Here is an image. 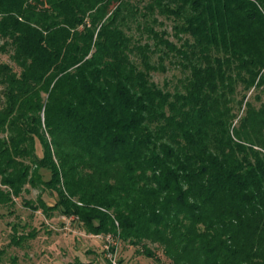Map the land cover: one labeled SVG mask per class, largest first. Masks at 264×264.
<instances>
[{
    "label": "trees",
    "instance_id": "obj_1",
    "mask_svg": "<svg viewBox=\"0 0 264 264\" xmlns=\"http://www.w3.org/2000/svg\"><path fill=\"white\" fill-rule=\"evenodd\" d=\"M0 175L146 257L264 264V0H0Z\"/></svg>",
    "mask_w": 264,
    "mask_h": 264
},
{
    "label": "rangeland",
    "instance_id": "obj_2",
    "mask_svg": "<svg viewBox=\"0 0 264 264\" xmlns=\"http://www.w3.org/2000/svg\"><path fill=\"white\" fill-rule=\"evenodd\" d=\"M174 73L179 74V71L170 69L155 73L154 79L162 85L167 79H173ZM38 151L42 153L40 145ZM2 187L7 189L4 185ZM40 193V190L27 185L20 197L13 196V203L0 207V250L5 251L6 263L75 264L91 261L92 264H108L105 252L107 236L86 232L77 220L62 216L58 211L47 217L42 209L32 210L25 205L26 200L37 203ZM42 195L45 200L54 203L47 192ZM34 229L35 236H28ZM15 235H27V238L17 244ZM113 240L117 264H169L162 251L157 252L159 260L152 259L138 253V248L127 242ZM13 258L17 260L15 263Z\"/></svg>",
    "mask_w": 264,
    "mask_h": 264
},
{
    "label": "built area",
    "instance_id": "obj_3",
    "mask_svg": "<svg viewBox=\"0 0 264 264\" xmlns=\"http://www.w3.org/2000/svg\"><path fill=\"white\" fill-rule=\"evenodd\" d=\"M106 240H107V244L105 245L106 257H108V259L112 262V264H117L115 252L111 251L110 249L114 240L110 235L107 236Z\"/></svg>",
    "mask_w": 264,
    "mask_h": 264
}]
</instances>
